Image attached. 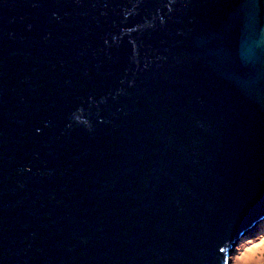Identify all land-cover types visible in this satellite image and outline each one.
<instances>
[{
    "label": "water",
    "instance_id": "1",
    "mask_svg": "<svg viewBox=\"0 0 264 264\" xmlns=\"http://www.w3.org/2000/svg\"><path fill=\"white\" fill-rule=\"evenodd\" d=\"M264 219V0H0V264H230Z\"/></svg>",
    "mask_w": 264,
    "mask_h": 264
},
{
    "label": "rangeland",
    "instance_id": "2",
    "mask_svg": "<svg viewBox=\"0 0 264 264\" xmlns=\"http://www.w3.org/2000/svg\"><path fill=\"white\" fill-rule=\"evenodd\" d=\"M261 230L260 227L255 229V232L245 235L246 238L240 241L230 254V264H264V231ZM255 246H257L255 253L252 256H246L245 252Z\"/></svg>",
    "mask_w": 264,
    "mask_h": 264
},
{
    "label": "bare ground",
    "instance_id": "3",
    "mask_svg": "<svg viewBox=\"0 0 264 264\" xmlns=\"http://www.w3.org/2000/svg\"><path fill=\"white\" fill-rule=\"evenodd\" d=\"M263 223H264V219L262 220L261 223H259V225H256L255 227H253V229H252L250 232H248V233H249V234H250V233H253V232H255V231H254L255 229L260 228V227H261L262 230L264 231V225H263ZM260 224H262V225H260ZM262 230H261V231H262ZM248 233H247V234H248ZM244 238H246V236H245V237H242V238L238 241L237 245H238V244L240 243V241H242ZM237 245H236V246H237ZM236 246H235V247H236ZM235 247H234V248H235ZM256 249H257V246L252 247V248H249V249L245 252V255H246V256H252V255L255 253V250H256Z\"/></svg>",
    "mask_w": 264,
    "mask_h": 264
}]
</instances>
